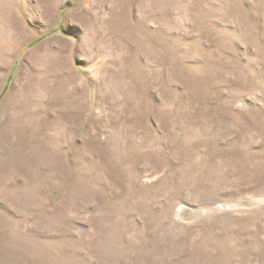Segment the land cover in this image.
Listing matches in <instances>:
<instances>
[{"label": "rangeland", "instance_id": "1", "mask_svg": "<svg viewBox=\"0 0 264 264\" xmlns=\"http://www.w3.org/2000/svg\"><path fill=\"white\" fill-rule=\"evenodd\" d=\"M0 264H264V0H0Z\"/></svg>", "mask_w": 264, "mask_h": 264}]
</instances>
